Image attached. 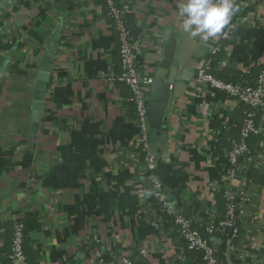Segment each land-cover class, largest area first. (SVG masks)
<instances>
[{"label": "crops", "instance_id": "obj_1", "mask_svg": "<svg viewBox=\"0 0 264 264\" xmlns=\"http://www.w3.org/2000/svg\"><path fill=\"white\" fill-rule=\"evenodd\" d=\"M116 2L126 10L140 74L152 80L163 65L174 80L167 142L155 130L150 143L165 197L220 246L205 225L223 211V152L240 139L245 108L194 80L217 44L219 79L257 78L264 66V0H234L239 11L207 41L183 31L178 0ZM233 23L231 38L222 40ZM48 53L53 68L37 109ZM120 74L118 34L102 0H0L1 248L26 219L39 223L29 244L37 264H120L123 257L134 264L198 262L199 252L181 240L173 219L148 199L132 93L113 80ZM157 105L151 121L160 123ZM216 117L228 149L218 146ZM256 125L261 133L249 141L244 175L234 181L244 212L234 259L242 264L259 258L264 264V109Z\"/></svg>", "mask_w": 264, "mask_h": 264}, {"label": "built area", "instance_id": "obj_2", "mask_svg": "<svg viewBox=\"0 0 264 264\" xmlns=\"http://www.w3.org/2000/svg\"><path fill=\"white\" fill-rule=\"evenodd\" d=\"M102 2L107 7V17L117 32L119 39L121 74L113 80L125 84L132 93V103L140 130V148L144 155L143 169L145 171V182L147 184L145 191L148 199L154 203L155 209L159 214L173 219L181 240L187 244L188 248L202 254L203 262L201 264H242L234 259L238 245L234 244V239L239 235V228L236 224L239 220L242 221L244 217L242 205L240 204L241 194L234 187V181L240 175H244L245 168L244 166L240 168V160L251 154L249 141L261 133L256 125V119L258 113L264 109V70L260 72L255 85L225 82L213 74L209 56L202 63L194 80L195 85L207 87L212 92H220L245 108L244 119L240 128V139L229 150L223 152L224 168L220 175L222 184L220 192H222L227 202V217L217 223V215L211 214L209 221L205 225L210 235H214V233L229 235L226 257L218 258L212 242L203 238L200 231L194 228V221L184 214L176 213L165 197L163 183L157 175L158 160L146 135L145 90L151 85L152 80L140 74L139 50L126 19V10L120 7L116 0H102ZM235 29L236 23L231 24L223 32L221 39H230ZM220 51L221 46L217 44L211 49V55L215 56ZM228 165L229 168H226L225 166ZM23 239V225L18 223L12 238L13 252L9 257L12 264H27ZM3 259L4 255L1 253L0 245V264H3ZM261 260L259 258L254 264H262ZM119 262L120 264H134L131 259L126 257L120 258ZM243 264L249 263L245 261Z\"/></svg>", "mask_w": 264, "mask_h": 264}, {"label": "clouds", "instance_id": "obj_3", "mask_svg": "<svg viewBox=\"0 0 264 264\" xmlns=\"http://www.w3.org/2000/svg\"><path fill=\"white\" fill-rule=\"evenodd\" d=\"M177 7L183 31L204 41L221 33L239 11L234 0H178Z\"/></svg>", "mask_w": 264, "mask_h": 264}, {"label": "water", "instance_id": "obj_4", "mask_svg": "<svg viewBox=\"0 0 264 264\" xmlns=\"http://www.w3.org/2000/svg\"><path fill=\"white\" fill-rule=\"evenodd\" d=\"M54 62V54L48 53L42 62L40 73L38 76V83H37V95L36 97L39 101H36V108L41 109V99L43 98L44 92L47 91L48 82L50 78V74L53 68ZM165 65V64H164ZM164 67L163 65L161 68ZM159 69L155 74V77L152 79L151 83V92L145 99V117H146V126H147V138L149 144L152 143V137L155 134V130H159L160 133H163L165 138L163 141L167 142L166 134L167 130V122L169 116V109H170V95H171V88L174 84V80L172 78V74L166 76L164 70ZM175 71V69L173 70ZM162 93V97L156 99V96ZM159 101V102H158ZM157 105V109L162 113V121L160 123H155L151 121V113L154 107ZM78 264H81L79 262Z\"/></svg>", "mask_w": 264, "mask_h": 264}, {"label": "trees", "instance_id": "obj_5", "mask_svg": "<svg viewBox=\"0 0 264 264\" xmlns=\"http://www.w3.org/2000/svg\"><path fill=\"white\" fill-rule=\"evenodd\" d=\"M210 59H211L212 67H213V74L215 75V73H214V67H215V64H216L217 56H210ZM262 70H264V66L261 68L260 72ZM260 72H259V74H260ZM259 74H258L257 78L259 77ZM216 77H218V76H216ZM257 78L256 77H244L239 82L233 81L231 83H242V84L255 85V82H256ZM132 110L135 113V109H134L133 103H132ZM257 118H258V115H257ZM212 128H215V129L217 128L221 132V134L219 135L220 138H219L218 146L220 148L221 147L222 148L225 147V148L228 149L229 145L221 144V135L222 134H225L224 126H222V121L219 120L217 117L214 118V120L212 121ZM250 155L249 156H246L245 158H241V160H240V168L244 165L246 159L249 158ZM225 167L226 168H229V165L228 166H225ZM220 193H221V196L223 198V211L218 212L217 219H216V222L217 223L219 221L225 220L226 217H227V202L224 199L222 192H220ZM30 217L37 218L34 215H30L29 218ZM25 220H22L19 223L23 225V236H24V239H23V248H24V253L26 255V262H27V264H37V262L39 260L38 255L34 251H32V250L29 249V244H30V235L32 234L33 231H35L36 229L39 228V223H38V221L36 219H35L36 220L35 221L36 223H33V224H29L28 220H26V221ZM236 226H237V224H236ZM2 227L3 226L0 224V229ZM237 227L239 228V234H240L241 233V229H240L239 226H237ZM208 235H209V237H212L214 239H218V240L221 241L220 246L217 245L216 247L215 246L214 247L216 249V254H217L218 258H225L226 257V254H227V251H228V244L227 243H228L229 235L228 234L222 235L220 233H214V235H210V234H208ZM209 237H206V238L209 239ZM238 238H239V235H238L237 238L234 239V244L235 245H237V243H238ZM12 252H13V250H12V240H11L8 243V245H7L6 248H1V253H2V255H4L3 264H12V261L9 259V257L12 254ZM195 255H197L196 257H198V263L201 264L203 262L202 254L201 253H196Z\"/></svg>", "mask_w": 264, "mask_h": 264}]
</instances>
